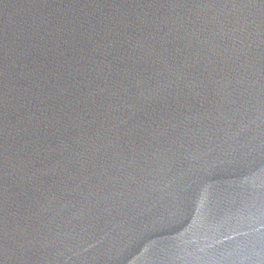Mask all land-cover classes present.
Wrapping results in <instances>:
<instances>
[{"label":"water","instance_id":"1","mask_svg":"<svg viewBox=\"0 0 264 264\" xmlns=\"http://www.w3.org/2000/svg\"><path fill=\"white\" fill-rule=\"evenodd\" d=\"M0 264H264V0H0Z\"/></svg>","mask_w":264,"mask_h":264}]
</instances>
